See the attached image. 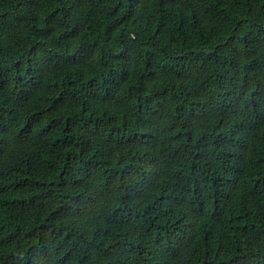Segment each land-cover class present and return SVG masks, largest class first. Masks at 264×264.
<instances>
[{
    "label": "trees",
    "instance_id": "1",
    "mask_svg": "<svg viewBox=\"0 0 264 264\" xmlns=\"http://www.w3.org/2000/svg\"><path fill=\"white\" fill-rule=\"evenodd\" d=\"M0 264H264V0H0Z\"/></svg>",
    "mask_w": 264,
    "mask_h": 264
}]
</instances>
